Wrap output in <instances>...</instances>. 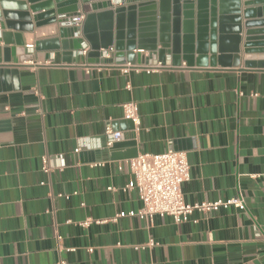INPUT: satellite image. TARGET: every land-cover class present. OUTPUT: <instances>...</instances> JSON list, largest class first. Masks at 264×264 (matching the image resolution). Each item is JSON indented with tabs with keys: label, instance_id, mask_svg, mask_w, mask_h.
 I'll use <instances>...</instances> for the list:
<instances>
[{
	"label": "crops",
	"instance_id": "crops-1",
	"mask_svg": "<svg viewBox=\"0 0 264 264\" xmlns=\"http://www.w3.org/2000/svg\"><path fill=\"white\" fill-rule=\"evenodd\" d=\"M56 30L34 27L8 46L20 88L0 92V264H264V71L182 64L121 73L87 53L74 60L26 47ZM127 102L139 116L132 139ZM106 126L134 144L110 150ZM169 147L190 165L185 201L237 196L243 207L180 222L139 218L124 155Z\"/></svg>",
	"mask_w": 264,
	"mask_h": 264
},
{
	"label": "water",
	"instance_id": "water-1",
	"mask_svg": "<svg viewBox=\"0 0 264 264\" xmlns=\"http://www.w3.org/2000/svg\"><path fill=\"white\" fill-rule=\"evenodd\" d=\"M82 14V21H73ZM52 23L57 37L36 41L33 50L61 49L75 60L86 45L95 60L113 48L103 62L114 64L147 63L156 56L175 67L242 64L240 70L264 71V0H0V92L20 88L8 46L23 45V32ZM127 123L132 139L134 125ZM133 144L114 141L109 149ZM136 156L133 150L124 158Z\"/></svg>",
	"mask_w": 264,
	"mask_h": 264
},
{
	"label": "built area",
	"instance_id": "built-area-1",
	"mask_svg": "<svg viewBox=\"0 0 264 264\" xmlns=\"http://www.w3.org/2000/svg\"><path fill=\"white\" fill-rule=\"evenodd\" d=\"M84 15L79 18H74L73 21H82ZM78 25V24H75ZM26 47L33 49L32 44H27ZM88 47L83 46L79 51L80 54H86ZM113 48L101 50V58H110L112 56ZM147 55V53L145 54ZM30 64H33L30 61ZM42 64L38 62L37 65ZM185 66V63L182 62ZM181 64V65H182ZM180 65V66H181ZM116 67L121 73H127L129 70L138 72L158 71L167 67H175L167 60L165 63L158 60L156 56L149 59L147 63H124L116 64ZM124 116L126 119L132 121L134 130L139 124V116L137 112V105L135 102H127L122 105ZM105 136L107 137V144L111 145L114 141L123 138V133L120 131H113L110 126L105 127ZM76 152L79 148L75 149ZM130 173L133 175V182L125 185L124 189H135L138 198L142 205L137 211V216L141 219L151 220L154 216H170L176 222L186 220L194 211L201 214H210L217 211L219 208H227L229 206L242 208L244 203L240 197H231L229 199H219L215 201H201L189 203L185 201L181 193V184L189 179L190 165L187 160L186 152L174 150L169 147L163 153H143L127 161ZM51 165L47 157H42V170L49 172ZM124 213L115 215L112 220L123 216ZM92 222V219H85L80 224L87 226ZM101 222V221H95ZM155 244L149 240L147 245ZM138 248V246H136ZM89 252L92 248L88 249ZM63 264V261H61Z\"/></svg>",
	"mask_w": 264,
	"mask_h": 264
}]
</instances>
